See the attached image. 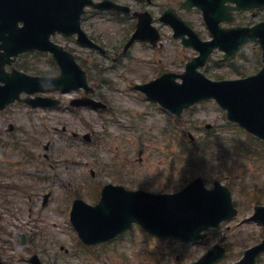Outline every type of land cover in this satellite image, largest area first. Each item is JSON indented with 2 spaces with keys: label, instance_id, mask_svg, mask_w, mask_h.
I'll return each mask as SVG.
<instances>
[{
  "label": "rangeland",
  "instance_id": "1",
  "mask_svg": "<svg viewBox=\"0 0 264 264\" xmlns=\"http://www.w3.org/2000/svg\"><path fill=\"white\" fill-rule=\"evenodd\" d=\"M112 1L132 12L148 10L162 34V46L137 42L124 52L137 18L131 13L91 9L82 25L107 50L106 55L77 45L74 38H55L75 51L89 72L96 90L93 97L109 107L71 108L69 100L82 94L71 91L51 95L64 101L56 109L15 104L0 113L1 264H30L35 254L43 264H191L218 243L228 251L220 264L235 263L264 237L261 224L250 220L254 206L264 205V145L252 142L228 122L213 101L198 104L177 118L134 88L164 72L185 70L196 51L183 47L173 38L172 28L159 19L173 6L203 39H209L199 10L180 9L183 0ZM261 21L264 8L237 14L234 25ZM241 55L224 61L223 54L215 52L204 72L213 80L238 79L244 72L251 75L261 68L258 46L248 45ZM15 66L26 67L30 74L56 71L43 55L21 56ZM10 123L13 132L8 131ZM85 134L91 135L90 142L82 138ZM189 134L195 145L188 140ZM198 176L209 188L215 180L229 186L239 212L210 229L202 242L153 238L135 225L113 243L86 247L70 222L74 199L94 205L108 183L172 193ZM20 234L27 235L26 245L18 243Z\"/></svg>",
  "mask_w": 264,
  "mask_h": 264
},
{
  "label": "water",
  "instance_id": "2",
  "mask_svg": "<svg viewBox=\"0 0 264 264\" xmlns=\"http://www.w3.org/2000/svg\"><path fill=\"white\" fill-rule=\"evenodd\" d=\"M87 5L100 7L91 0H0V111L15 101L29 102L27 99L21 100L22 93L86 87L84 74L74 63L76 68L72 70L70 80L73 79V73L77 72L81 78L80 84L69 83L65 75L44 79L16 70L7 73L5 67L12 63V57L20 53L50 48L49 37L56 32L66 35L79 33V42L90 45L80 30V18ZM263 5L264 0H188L182 4V7L198 6L203 10L214 38L207 43L191 32L173 10L166 13V17L172 16L169 20L165 18V21L176 28L175 37L183 38L184 44L198 49L201 56L187 65L185 74L164 76L141 89L176 115H181L185 108L197 102L215 99L227 111L230 121L239 123L248 132L264 140V23L253 28L224 29L220 26L222 22L233 21V11ZM20 23L24 26L20 27ZM185 34H189L190 38L186 39ZM153 36V40H156L157 35ZM135 37L143 38L138 33ZM251 41L259 43L263 51V68L256 75L214 82L198 71L216 48L226 52L225 57L228 58ZM60 58L63 65L65 62L71 65L70 58ZM178 77L183 79L182 84L176 82ZM236 215L237 210L233 208L232 195L227 187L216 182L215 187L208 190L203 179L198 178L183 191L169 195L132 192L123 187L108 186L100 204L95 207L77 201L72 220L80 237L89 244L109 241L133 223L140 224L152 235L198 241L204 239L205 235L201 234L203 231L217 227ZM253 219L264 224V207H257ZM263 251L264 241L247 250L244 260L238 264H254L256 257ZM225 258V249L216 245L194 264H217Z\"/></svg>",
  "mask_w": 264,
  "mask_h": 264
},
{
  "label": "flooded vegetation",
  "instance_id": "3",
  "mask_svg": "<svg viewBox=\"0 0 264 264\" xmlns=\"http://www.w3.org/2000/svg\"><path fill=\"white\" fill-rule=\"evenodd\" d=\"M258 264H264V262L263 261H260Z\"/></svg>",
  "mask_w": 264,
  "mask_h": 264
}]
</instances>
